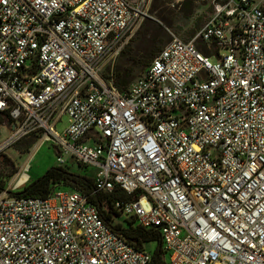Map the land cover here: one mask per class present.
Listing matches in <instances>:
<instances>
[{"label": "built area", "instance_id": "1", "mask_svg": "<svg viewBox=\"0 0 264 264\" xmlns=\"http://www.w3.org/2000/svg\"><path fill=\"white\" fill-rule=\"evenodd\" d=\"M152 2L0 0V154L35 136L94 185L18 197L24 163L0 191V264H149L95 194L159 232L168 264H264V0L216 6L121 92L114 66Z\"/></svg>", "mask_w": 264, "mask_h": 264}, {"label": "rangeland", "instance_id": "2", "mask_svg": "<svg viewBox=\"0 0 264 264\" xmlns=\"http://www.w3.org/2000/svg\"><path fill=\"white\" fill-rule=\"evenodd\" d=\"M226 1L153 0L150 9L152 18L143 24L137 35L117 60L113 70L114 79H127L131 83L141 77L150 64V60L172 40V35L184 41L191 40L214 16L216 6L223 5ZM198 45L201 46V42H198ZM221 53L225 54L224 51ZM212 61H215V58H212ZM1 118L3 123L0 125V143L11 136V132L7 128V119L5 117ZM67 124L68 118L64 117L57 125L56 131L62 133L66 129ZM38 142L35 136H29L0 154V180L2 182L9 183L15 172L24 163L28 164L27 176L30 179L26 186L42 178L51 168L60 166L57 162V149L51 143L45 142L38 145ZM63 158L67 162L64 167L71 169V173L84 175L83 171H87L91 175L93 172L92 168H79L70 158ZM56 187L60 190H74L70 185L62 184L56 185ZM128 221L130 219L125 215L112 216L114 225L121 224L124 227H129ZM136 225L137 223L134 222L133 226ZM156 248L157 243L155 242L143 244V249L151 255Z\"/></svg>", "mask_w": 264, "mask_h": 264}, {"label": "trees", "instance_id": "3", "mask_svg": "<svg viewBox=\"0 0 264 264\" xmlns=\"http://www.w3.org/2000/svg\"><path fill=\"white\" fill-rule=\"evenodd\" d=\"M198 47L204 53L208 54V50L204 46V44H201V46L198 45ZM152 60H150V63L152 62ZM131 83L128 82L127 79L117 78L115 80V85L121 92L126 91ZM0 117L2 116L0 115ZM0 121L1 125L3 123L2 118L0 119ZM83 174L84 175H76L74 173H71V169H69L68 167H54L48 170L42 178L31 182L24 189H21L13 194L18 197H48L54 190L58 189L56 185L64 184L73 187L74 190L68 191H77L85 195H89L94 191L93 181L91 175L87 173V171H83ZM7 184L8 183L2 182L0 180V191L5 190ZM112 198L113 197L111 196L109 197L102 194H95L90 197V202L98 207L107 224L113 230L121 234L130 244H132L136 248L143 249L144 243H157V248L152 254V259L149 264H168L167 253L164 250L159 232L154 230H146L137 225L133 226L134 221L132 220L128 221L129 227H124L121 224L114 225L112 223V216H119V214L114 213L111 209ZM104 208H109V211H105Z\"/></svg>", "mask_w": 264, "mask_h": 264}, {"label": "water", "instance_id": "4", "mask_svg": "<svg viewBox=\"0 0 264 264\" xmlns=\"http://www.w3.org/2000/svg\"><path fill=\"white\" fill-rule=\"evenodd\" d=\"M8 128V127H7ZM12 129H14V127H12Z\"/></svg>", "mask_w": 264, "mask_h": 264}]
</instances>
